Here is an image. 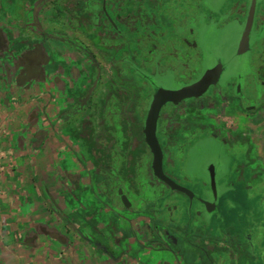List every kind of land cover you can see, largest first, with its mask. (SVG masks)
Returning <instances> with one entry per match:
<instances>
[{
    "label": "flooded vegetation",
    "instance_id": "flooded-vegetation-1",
    "mask_svg": "<svg viewBox=\"0 0 264 264\" xmlns=\"http://www.w3.org/2000/svg\"><path fill=\"white\" fill-rule=\"evenodd\" d=\"M32 3L15 22L0 1V85L14 98L38 93L42 136L63 149L61 172L71 177L57 183L68 193L76 187L64 207L74 203L75 217L88 226L71 230L88 241L122 234L130 242L122 230L137 220V259L151 251L177 256L179 264H213L199 246L214 243L208 229L222 226L241 188L260 199V219L251 222L249 214L250 222L222 240L237 246L236 260H263L264 129L257 139L255 130L264 126V0ZM12 59L16 73L5 64ZM154 101L161 171L188 194L153 176L145 124ZM240 165L261 170L256 186L243 182ZM87 207L96 212L86 216ZM222 228L213 231L221 237Z\"/></svg>",
    "mask_w": 264,
    "mask_h": 264
},
{
    "label": "crops",
    "instance_id": "crops-1",
    "mask_svg": "<svg viewBox=\"0 0 264 264\" xmlns=\"http://www.w3.org/2000/svg\"><path fill=\"white\" fill-rule=\"evenodd\" d=\"M0 1L6 17L15 22L21 20L29 2H38ZM1 24L2 18L0 29H3ZM1 87L0 180L6 185V193L5 202L0 205V264H179L177 256L151 251H145L137 259L139 246L133 237L139 224L133 217L131 224H125L122 230L129 234L126 240L130 237V242H125L122 234L113 236L118 242L113 237L99 241L78 237L71 229L80 225L87 231L88 226L75 217L74 203L64 207L63 200L77 194L76 187L71 185L68 193L57 183L62 177L68 184L71 177L61 172L65 165L60 155L63 149L52 137L42 136L47 131L43 127L44 115L34 109L33 100L38 93L31 91L14 98L3 93ZM69 162L75 171L78 166L74 167L71 159ZM77 169L80 173V168ZM87 176L82 174L79 183L86 184ZM91 211L96 212L87 207L84 214L88 216Z\"/></svg>",
    "mask_w": 264,
    "mask_h": 264
},
{
    "label": "rangeland",
    "instance_id": "rangeland-1",
    "mask_svg": "<svg viewBox=\"0 0 264 264\" xmlns=\"http://www.w3.org/2000/svg\"><path fill=\"white\" fill-rule=\"evenodd\" d=\"M13 57L16 58L15 55H13ZM4 61H6L5 56L3 57L0 54V68H1V65L3 64L2 62H4ZM13 62H14V60L12 59L11 62H7L5 64L9 65V66H12ZM260 122L261 123L264 122V119H262ZM256 125H257V123H256ZM261 127L262 128H256V130H255V138L256 139L260 136L261 129L262 130L264 129L263 124H262ZM247 164H248V162H246L245 167H246ZM239 169H240L241 173L243 174L242 177H244L243 182L250 184V186H252V187H254V186H256V184H258V179H259L258 177L260 176V174H258V172L261 171V170L255 169V170H252L251 172L244 171L243 170L244 168H242V165L239 166ZM165 171L168 172V173H172L173 172L171 170V167H170L169 164H165ZM76 179H77V177L73 176V180H76ZM0 181H1L0 182L1 183L0 184V205H2V202L3 203L5 202V193H6V191L4 189V186H6V185L3 186L2 185L3 184V182H2L3 180H0ZM233 181L238 183V180H233ZM239 183L242 184V182H239ZM230 198L234 201V209L232 211H229V210L226 211L227 213L229 212L228 213L229 217L228 216L227 217H225V216L221 217L222 226L220 225L221 224V221H219L220 218H218V221L220 223L213 222V224H212L213 226L210 229H208L210 231L206 234L207 242L208 243L214 242V243L212 245H210V246H209V244L207 246H206V244H201L199 246V248H201L203 250V252L207 253L209 258H211V259L213 258L211 260L213 262V264H217V261H216L217 259H223L225 257L228 258L229 255H231V257H233L234 259L228 258L227 259V264H264V257H263V260L262 259L259 260L256 257L250 256V254H249V257L238 258V260H236L235 254H236V251H237V246L236 245H232V244H228V241H223L222 240V239H225V240L230 239L232 237V235H233V231H231V230L232 229L233 230H236V229L238 230L239 227H240L239 230H241L244 227L242 224L244 222H246V221L250 222L249 219L253 218V220L251 219V222H255V221L257 222V220L260 219L259 214H257L258 213L257 205H258V202H260L259 198L251 197V199H250V198L246 197L245 191H243L241 188H240L238 194H236V196L231 195ZM242 212H244V215H242ZM253 212H254V215L251 216V218H250L249 214H253ZM63 213L66 214L65 212H63ZM122 214H123V212H122ZM219 227H223L221 229V233H223L224 236L220 237L219 236L220 234L215 233V231H213V230H215L216 228H219ZM159 231L160 232L161 231L166 232V230L164 228H160ZM194 234H195V232H194ZM91 238H92V236H91ZM97 238L98 237H96L95 239H97ZM190 238H191V233H190V235H188V239H190ZM192 241H194V238L192 239ZM253 241H254V239H253ZM255 241H254V245L258 247V244H256ZM195 254H198V252L195 251ZM224 254H226L227 256H221V255H224ZM224 260H226V259H224ZM202 264H210V263L206 262L204 260V262H202Z\"/></svg>",
    "mask_w": 264,
    "mask_h": 264
},
{
    "label": "water",
    "instance_id": "water-1",
    "mask_svg": "<svg viewBox=\"0 0 264 264\" xmlns=\"http://www.w3.org/2000/svg\"><path fill=\"white\" fill-rule=\"evenodd\" d=\"M13 66V65H12ZM46 64V67L42 68L41 70L49 77V72L51 70V66ZM14 70L13 72H17L18 68H15L13 66ZM159 96V100H160ZM163 97V96H162ZM157 102L154 101L151 105L147 121L145 124V137H146V144L149 146L151 153L153 155V160H152V173L153 176L156 177L157 179H160L161 181L165 182L168 184L172 189H176L181 191L184 194H188V192L184 189L179 188L175 184H173L171 181H169L162 173L161 171V151L160 148L157 144L155 134H154V129H155V120H156V105ZM122 203L125 205V202L127 201L126 196L121 197ZM125 207V206H124Z\"/></svg>",
    "mask_w": 264,
    "mask_h": 264
}]
</instances>
